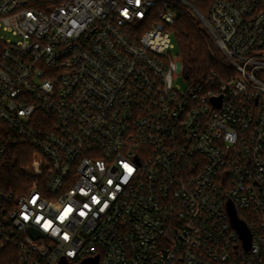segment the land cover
Listing matches in <instances>:
<instances>
[{
    "label": "built area",
    "instance_id": "1",
    "mask_svg": "<svg viewBox=\"0 0 264 264\" xmlns=\"http://www.w3.org/2000/svg\"><path fill=\"white\" fill-rule=\"evenodd\" d=\"M184 16L223 58L200 81ZM0 126L34 150L7 191L0 140L17 264H264V0H0Z\"/></svg>",
    "mask_w": 264,
    "mask_h": 264
},
{
    "label": "trees",
    "instance_id": "2",
    "mask_svg": "<svg viewBox=\"0 0 264 264\" xmlns=\"http://www.w3.org/2000/svg\"><path fill=\"white\" fill-rule=\"evenodd\" d=\"M196 6L206 15L201 2L196 1ZM171 31L177 45L178 56L184 66V77L188 81H200L212 71L225 68L212 36L196 17H182L171 26ZM2 128L3 126H0V130H7ZM0 140L8 149L2 166L3 186L7 191L21 192L19 186H23L27 180L21 167L31 162L34 150L31 145L13 133L6 132ZM17 260L18 253L14 246L0 247V264H17Z\"/></svg>",
    "mask_w": 264,
    "mask_h": 264
},
{
    "label": "water",
    "instance_id": "3",
    "mask_svg": "<svg viewBox=\"0 0 264 264\" xmlns=\"http://www.w3.org/2000/svg\"><path fill=\"white\" fill-rule=\"evenodd\" d=\"M238 229H239L241 235L244 237V239L246 241H248V231H247L246 227L241 224V225L238 226ZM84 264H97V261L96 260L87 261Z\"/></svg>",
    "mask_w": 264,
    "mask_h": 264
},
{
    "label": "rangeland",
    "instance_id": "4",
    "mask_svg": "<svg viewBox=\"0 0 264 264\" xmlns=\"http://www.w3.org/2000/svg\"><path fill=\"white\" fill-rule=\"evenodd\" d=\"M175 44H176V42H175ZM216 48H218V47L216 46ZM173 54L175 56H178L177 45H176V48L173 50ZM178 84L181 86L182 89H185L186 88V85H187L184 79H180L179 82H178ZM23 167H25V165L21 167V170H22Z\"/></svg>",
    "mask_w": 264,
    "mask_h": 264
},
{
    "label": "snow or ice",
    "instance_id": "5",
    "mask_svg": "<svg viewBox=\"0 0 264 264\" xmlns=\"http://www.w3.org/2000/svg\"><path fill=\"white\" fill-rule=\"evenodd\" d=\"M127 167V166H126ZM128 172H129V174H131V172H132V169L131 168H128ZM67 211H71V209H68ZM67 214V213H66ZM66 239H67V237H65Z\"/></svg>",
    "mask_w": 264,
    "mask_h": 264
}]
</instances>
